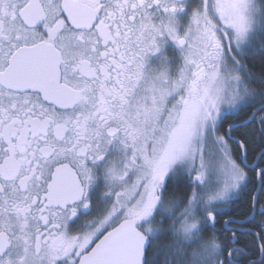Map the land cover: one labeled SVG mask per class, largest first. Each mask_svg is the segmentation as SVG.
I'll return each mask as SVG.
<instances>
[{"label": "snow or ice", "instance_id": "snow-or-ice-1", "mask_svg": "<svg viewBox=\"0 0 264 264\" xmlns=\"http://www.w3.org/2000/svg\"><path fill=\"white\" fill-rule=\"evenodd\" d=\"M0 264H264V0H0Z\"/></svg>", "mask_w": 264, "mask_h": 264}]
</instances>
